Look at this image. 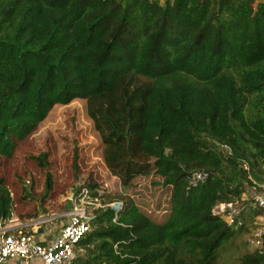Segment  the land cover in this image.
Masks as SVG:
<instances>
[{
	"label": "trees",
	"instance_id": "1",
	"mask_svg": "<svg viewBox=\"0 0 264 264\" xmlns=\"http://www.w3.org/2000/svg\"><path fill=\"white\" fill-rule=\"evenodd\" d=\"M75 99L122 189L155 174L168 196L150 215L82 183L102 206L72 264H214L248 227L213 208L250 204L251 220L262 212L245 191L264 190V0H0V157ZM45 153L31 158L47 167L49 193ZM77 160L75 150L76 169ZM13 202L0 175V223ZM239 264L264 255L250 250Z\"/></svg>",
	"mask_w": 264,
	"mask_h": 264
},
{
	"label": "rangeland",
	"instance_id": "2",
	"mask_svg": "<svg viewBox=\"0 0 264 264\" xmlns=\"http://www.w3.org/2000/svg\"><path fill=\"white\" fill-rule=\"evenodd\" d=\"M99 143L86 116L84 100L75 99L68 104L53 105L37 127L17 142L11 156L0 157V175L13 194L11 217L15 219L14 223L23 225V230L29 229L34 222L39 223L45 239L51 238L66 221L71 203L80 199L77 196L82 183L98 182L100 192L114 191L113 196L117 200L119 196H130L150 215H154L155 205L165 207L168 187L158 185V175L139 177L131 187L122 189L119 181L105 169ZM75 150L78 154L77 169L72 165ZM45 152L53 180V188L49 193L44 190L47 167H39L31 158ZM256 189H260V186ZM256 189L248 186L245 200L260 192ZM153 191L156 193L152 194ZM24 193L27 194L24 196ZM114 202L116 200L110 204ZM241 205L244 206L242 213L248 232L239 233L226 242L214 264H239L240 258L251 250L247 238L253 224L252 209L250 204ZM86 207L89 210L97 208L90 204H86Z\"/></svg>",
	"mask_w": 264,
	"mask_h": 264
},
{
	"label": "built area",
	"instance_id": "3",
	"mask_svg": "<svg viewBox=\"0 0 264 264\" xmlns=\"http://www.w3.org/2000/svg\"><path fill=\"white\" fill-rule=\"evenodd\" d=\"M197 180L203 179L200 172L195 175ZM264 188V185H261ZM78 202H72L66 213V221L58 232L47 240L39 223L34 222L29 229L23 230V225L14 223L10 217L0 223V264H72L77 257L76 244L90 230V210L86 204L102 206L98 198L89 195L86 188H81ZM252 204L262 212L253 218L247 243L251 250L264 255V190L255 194ZM115 209L121 207V202L111 204ZM244 206L238 202L217 204L212 212L218 214L232 228L245 224L242 217ZM41 229V232L39 230Z\"/></svg>",
	"mask_w": 264,
	"mask_h": 264
},
{
	"label": "crops",
	"instance_id": "4",
	"mask_svg": "<svg viewBox=\"0 0 264 264\" xmlns=\"http://www.w3.org/2000/svg\"><path fill=\"white\" fill-rule=\"evenodd\" d=\"M59 230V229H58ZM58 230H56L55 234L58 232Z\"/></svg>",
	"mask_w": 264,
	"mask_h": 264
},
{
	"label": "water",
	"instance_id": "5",
	"mask_svg": "<svg viewBox=\"0 0 264 264\" xmlns=\"http://www.w3.org/2000/svg\"><path fill=\"white\" fill-rule=\"evenodd\" d=\"M39 232H41V229L39 230Z\"/></svg>",
	"mask_w": 264,
	"mask_h": 264
}]
</instances>
